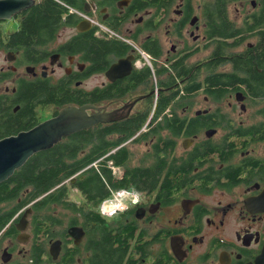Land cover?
I'll list each match as a JSON object with an SVG mask.
<instances>
[{
	"label": "flooded vegetation",
	"instance_id": "flooded-vegetation-1",
	"mask_svg": "<svg viewBox=\"0 0 264 264\" xmlns=\"http://www.w3.org/2000/svg\"><path fill=\"white\" fill-rule=\"evenodd\" d=\"M39 1L0 19L8 60L0 113L23 117L28 107L35 126L69 106L111 113L85 129L98 128L97 168L115 155L113 182L102 201L76 185L78 175L54 187L66 186L60 203L45 206L44 244H35L33 202L15 213L0 231V264L256 263L264 254V211L255 205L264 191V0H54L65 12L61 28L22 53L6 34ZM91 35L120 51L93 58ZM28 86L47 96L23 104ZM58 89L59 99L44 102ZM213 92L224 94L214 100ZM69 95L77 104H65ZM107 127L106 138L120 142L102 156ZM78 132L57 143L73 144ZM137 192L142 204L113 215Z\"/></svg>",
	"mask_w": 264,
	"mask_h": 264
},
{
	"label": "trees",
	"instance_id": "trees-1",
	"mask_svg": "<svg viewBox=\"0 0 264 264\" xmlns=\"http://www.w3.org/2000/svg\"><path fill=\"white\" fill-rule=\"evenodd\" d=\"M64 10L60 3L54 0H40L35 6L27 8L23 12L22 22L19 29L13 33L6 34L10 46L19 48L22 53H32L36 51L34 46L42 47L50 39L54 38L63 23ZM2 31L0 29V40ZM107 40H99L92 35L86 38L85 44L89 49L90 56L93 58H104L111 47L115 46L120 51V44H113ZM213 79V80H212ZM214 86L222 84L221 77H212ZM20 87H24L25 83L20 82ZM18 84V85H19ZM30 85V83H26ZM26 85V86H27ZM19 87V89H20ZM23 88V104H29L36 101L37 97L47 96V92L43 90H33L31 86L26 88V94ZM60 89L54 90V96L44 102L53 101L55 95L60 98ZM41 94V95H40ZM224 93L213 92V99L219 100ZM40 95V96H39ZM50 95H52L50 93ZM44 100V99H42ZM37 102V101H36ZM78 101H73L71 95L65 100V104H77ZM81 105V104H79ZM31 110L26 107L24 116L15 115L8 109H4L0 113V139L19 133L21 130H29L35 126L36 122H32V115L28 116ZM25 120L30 121L25 125ZM143 124V123H142ZM142 125L135 127L130 134L124 138L127 139L133 135ZM112 129L107 127L101 128V146L104 150L100 155L108 153L118 142L107 139L106 134ZM98 132V128H89L81 130L72 138L73 144H65L59 142L52 148L39 151L33 154L20 168H18L6 181L0 183V231L6 227L9 221L14 217L15 213L23 210L27 205L33 202L32 225L36 236L35 244H44L43 241H38L40 236L44 240L48 233L47 221L45 218V206L51 202H59L65 193L66 186H60L56 190L51 191L54 187L65 180H70L74 175L77 176V183L83 187L87 196L91 199L99 192L100 201L105 199L109 194L108 184H112V169L108 165V161L115 158V155H108L104 162L97 168L95 161L99 155L95 154V138L94 135ZM66 150H75L71 155H64ZM84 150L81 158L76 155L77 152ZM118 158V157H117ZM120 161L117 160V164ZM71 167V169H68ZM84 170L82 173H78ZM84 175L83 180L80 176ZM116 189H121L122 186H115ZM51 191V193H49ZM109 193V194H108ZM60 203V202H59ZM38 252L40 246L37 247Z\"/></svg>",
	"mask_w": 264,
	"mask_h": 264
},
{
	"label": "water",
	"instance_id": "water-1",
	"mask_svg": "<svg viewBox=\"0 0 264 264\" xmlns=\"http://www.w3.org/2000/svg\"><path fill=\"white\" fill-rule=\"evenodd\" d=\"M33 0H0V19L10 18L21 9L31 5ZM92 105L69 106L60 113L38 125L17 134L0 139V183L6 181L33 154L52 147L72 133L91 127L96 123L108 121L111 113H92ZM76 179L72 181L75 182ZM255 205L264 211V191ZM32 209H29L24 219ZM58 250L54 252L57 256ZM253 264V263H251ZM254 264H264V254Z\"/></svg>",
	"mask_w": 264,
	"mask_h": 264
},
{
	"label": "clouds",
	"instance_id": "clouds-1",
	"mask_svg": "<svg viewBox=\"0 0 264 264\" xmlns=\"http://www.w3.org/2000/svg\"><path fill=\"white\" fill-rule=\"evenodd\" d=\"M142 203H143V196H142V194L137 192L130 198L129 201H127L125 203L124 207L118 208L116 210V212L113 213V215H117V214H121L123 212H126V211H128L129 207H134V206L142 204Z\"/></svg>",
	"mask_w": 264,
	"mask_h": 264
},
{
	"label": "rangeland",
	"instance_id": "rangeland-1",
	"mask_svg": "<svg viewBox=\"0 0 264 264\" xmlns=\"http://www.w3.org/2000/svg\"><path fill=\"white\" fill-rule=\"evenodd\" d=\"M4 26L7 27V29L9 31H13L18 27L17 22H9V23L7 22V23H5ZM7 64H8V60L5 58V56L2 55L0 57V67L1 66L5 67ZM92 82H93V79L90 81V83H92ZM49 114H50V112L47 113V115H49ZM121 193H122V195L120 194V197L122 198V196H124V195H123V192H121Z\"/></svg>",
	"mask_w": 264,
	"mask_h": 264
},
{
	"label": "built area",
	"instance_id": "built-area-1",
	"mask_svg": "<svg viewBox=\"0 0 264 264\" xmlns=\"http://www.w3.org/2000/svg\"><path fill=\"white\" fill-rule=\"evenodd\" d=\"M101 30H105V29L104 28H100L99 31H101Z\"/></svg>",
	"mask_w": 264,
	"mask_h": 264
}]
</instances>
